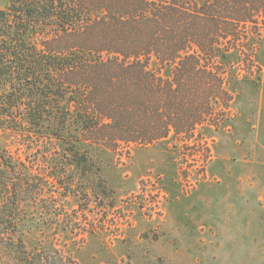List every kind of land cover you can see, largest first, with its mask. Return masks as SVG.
Listing matches in <instances>:
<instances>
[{
	"label": "trees",
	"instance_id": "obj_1",
	"mask_svg": "<svg viewBox=\"0 0 264 264\" xmlns=\"http://www.w3.org/2000/svg\"><path fill=\"white\" fill-rule=\"evenodd\" d=\"M263 30L264 0H8L0 129L26 122L39 132L51 118L113 150L170 136L199 143L222 124L229 75L236 65L251 72ZM31 174L0 145V264H78L26 246L25 205L43 190Z\"/></svg>",
	"mask_w": 264,
	"mask_h": 264
},
{
	"label": "rangeland",
	"instance_id": "obj_2",
	"mask_svg": "<svg viewBox=\"0 0 264 264\" xmlns=\"http://www.w3.org/2000/svg\"><path fill=\"white\" fill-rule=\"evenodd\" d=\"M253 45L251 72L233 68L222 124L199 143L113 150L51 118L39 132L0 129V145L43 183L42 200L25 205L26 246L78 264H264V30Z\"/></svg>",
	"mask_w": 264,
	"mask_h": 264
}]
</instances>
